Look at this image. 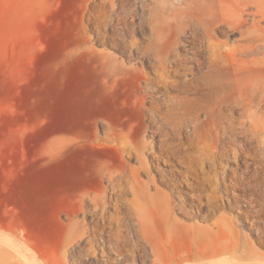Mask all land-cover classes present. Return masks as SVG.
I'll return each instance as SVG.
<instances>
[{
	"label": "bare ground",
	"instance_id": "obj_1",
	"mask_svg": "<svg viewBox=\"0 0 264 264\" xmlns=\"http://www.w3.org/2000/svg\"><path fill=\"white\" fill-rule=\"evenodd\" d=\"M123 1L92 0L90 20L98 42L118 47L142 67L117 69L109 55L75 49L63 54L61 71L69 74L71 63L78 90L90 92L85 86L96 83L106 106L120 103L117 109L125 115L121 130L110 127L99 145L137 159L138 165L116 159L112 165L94 166L87 180L93 188L90 213L95 220L65 242L86 244L97 264H264L252 248L241 247L237 240L222 247L218 232L216 239L207 240V228L177 217H209L218 210L215 195L206 194L199 184L188 186L189 175L197 177L201 164L208 162L221 174L218 185L226 187L228 181V187L253 188L243 201L249 208L260 206L259 218L249 223L264 236V192L252 177L238 176L237 168L219 160L245 166L255 176L264 159V0ZM66 9L61 2L62 12ZM106 25H111L110 34L102 32ZM65 37L63 33L64 47ZM89 68L96 73L94 80L87 75ZM147 131L150 140L140 137ZM195 147L199 154L191 151ZM144 154L183 171L155 170ZM152 170L156 175L146 181L138 177L140 171ZM157 182L169 191L156 187L150 192ZM127 194L132 197L127 199ZM214 228L224 230L218 219ZM105 250L113 261L96 257ZM222 252L236 258L223 259Z\"/></svg>",
	"mask_w": 264,
	"mask_h": 264
},
{
	"label": "rangeland",
	"instance_id": "obj_2",
	"mask_svg": "<svg viewBox=\"0 0 264 264\" xmlns=\"http://www.w3.org/2000/svg\"><path fill=\"white\" fill-rule=\"evenodd\" d=\"M63 1L65 12L61 10ZM91 1L0 0V264H97L86 244L65 242L76 229H87L95 220L90 213L93 188L87 175L98 162L112 165L118 159L131 167L138 165L137 159L125 153L121 157L114 149L99 145L110 127L120 129L125 117L117 109L120 103L106 106L96 83L85 86L90 92L78 90L71 63L69 74L61 71L63 54L75 49L109 55L115 59L117 69H123V65L142 67L118 47L96 40L97 30L89 16ZM77 7L80 13L73 11ZM110 26L102 32L110 34ZM63 33L68 42L65 47ZM135 37L142 40L138 31ZM141 43L145 45L147 40ZM145 70L154 75L150 68ZM94 73L89 68L91 80L96 77ZM139 92L143 93L141 89ZM149 135L147 131L140 137L150 140ZM198 149L191 151L199 154ZM144 156L150 165L156 164L155 170L183 171L180 166L156 163ZM219 160L225 167L237 168L238 176L252 177L264 192V159L259 168L249 165L258 171L255 176L245 172V166ZM155 170L140 171L138 177L146 181L148 175H156ZM216 171V166L202 163L197 177L189 175L188 186L199 184L206 194L215 195L218 210L209 217H177L207 228V240L216 239L218 232L222 247L237 240L241 247L252 248L264 260V236L254 232L249 223L251 218H259L256 210L260 206L249 208L243 201L244 194L253 188L228 187V181L226 187L218 185L222 179ZM156 187L169 191L157 182L150 192ZM125 197L130 199L132 195ZM217 219L224 230H211ZM95 252L100 253V249ZM102 254L96 257L114 260L112 253L105 250ZM220 257L236 258L229 252H222ZM128 264L139 262L130 260Z\"/></svg>",
	"mask_w": 264,
	"mask_h": 264
}]
</instances>
